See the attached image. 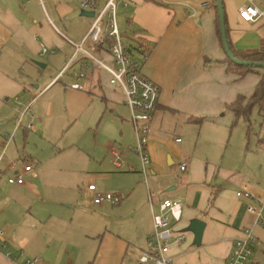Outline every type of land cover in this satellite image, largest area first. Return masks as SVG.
<instances>
[{
  "label": "crops",
  "instance_id": "1",
  "mask_svg": "<svg viewBox=\"0 0 264 264\" xmlns=\"http://www.w3.org/2000/svg\"><path fill=\"white\" fill-rule=\"evenodd\" d=\"M80 2L0 0V153L3 136L14 131L2 153L0 174L10 176L18 170L24 177L21 184L6 181L0 191V229L10 230L6 233L3 229L6 247L0 243V264H23L32 257L29 255H39L42 264H80L70 254L72 241L56 242L51 236L42 245L28 248L31 254L25 253L22 241L26 237L19 238L28 227L14 226V213L19 210L28 212L36 225H41L39 214L47 205L42 194L53 187L68 186L67 181L77 173L98 177L132 174L128 186L113 191L120 193L122 200L106 215L108 224L93 264H134L135 260L148 264L140 261L139 254L147 247L153 215L166 196L182 198L183 213L174 224L176 230L181 231L196 216L206 224L201 244L194 245L193 233L185 231V239L170 246L173 264H225L245 226L252 227L257 238L247 264H264V225L254 222L246 208L247 199L235 193L249 182L251 191L264 198V164L250 173L227 166L215 169L212 162L203 167L193 155L195 150H191L193 154L189 151L196 124L208 120L235 124L227 104L240 94L251 95L264 68L254 67L243 75L228 70L215 0H126L122 12L129 41L135 44L134 35L138 34L149 42L147 55L139 59L141 72L160 87L158 105L151 115L147 144L151 166L145 180L133 150L135 134L122 89L110 82V74L100 64L80 51L75 53L71 41L83 38L94 17L81 13L86 8ZM106 2L96 0L94 9L87 10L97 11ZM238 6L230 8L224 0L228 37L235 49L257 48L264 40V17L246 22ZM96 55L111 59L108 46ZM80 71L84 76L78 78ZM73 81L81 87L71 86ZM262 100L256 105L264 114ZM30 102L33 116L25 111L21 126H17L16 118ZM221 111L224 118L218 116ZM65 135L67 142H63ZM258 142L264 145V137ZM20 145L24 155L31 157L32 170L23 172L21 164L8 168L13 156L21 157ZM25 147L28 150L24 151ZM181 161L186 162L187 170L178 180L174 175ZM56 180L63 182L54 185ZM44 185L49 186L42 188ZM31 194L39 202L34 210ZM125 217L136 218L134 231L123 222Z\"/></svg>",
  "mask_w": 264,
  "mask_h": 264
},
{
  "label": "built area",
  "instance_id": "2",
  "mask_svg": "<svg viewBox=\"0 0 264 264\" xmlns=\"http://www.w3.org/2000/svg\"><path fill=\"white\" fill-rule=\"evenodd\" d=\"M122 3L126 6V0H107L106 4L94 10L95 15L89 26V30L83 35L79 42L75 44V53L80 51L82 55H86L98 65L100 64L108 74H110V82L118 85L124 93V103L130 111V119L132 121L135 134V144L133 150L137 153L142 167V173L146 180L149 173L150 153L147 149L149 131L151 127V115L158 105L160 96V87L146 74L141 72L140 62L134 56L133 47L126 45L123 41V33L117 23L118 4ZM96 0H81L80 5L86 9H94ZM205 3H201L203 6ZM240 17L249 23L264 17V0H245L238 6ZM108 39H111L108 40ZM137 51L145 58L149 49V42L146 37L138 34L134 35ZM108 46L110 60L101 56H97L96 52L103 47ZM128 48L129 51H128ZM47 47H43L46 51ZM78 78L84 76L80 71ZM77 78V79H78ZM73 87H81L78 81L71 83ZM23 112H20L16 118V125L21 126V118L24 112L32 114L31 102L24 106ZM29 127L32 124H28ZM12 134H6L3 150L0 153V160L4 150L12 139ZM180 137L177 138V140ZM118 154V153H117ZM118 159L114 160V164H118ZM21 164L23 172L32 170L33 163L28 161L25 163L18 160H11L8 168L15 169ZM181 171L187 170L185 161L179 163ZM7 183L21 184L24 181L22 173L18 170L7 176ZM88 189L93 191V202L101 203L104 200L114 206L119 205L122 200L120 193L112 191H102L94 183L88 184ZM239 198L247 199L246 208L254 216V222L264 225V198L256 196L250 187L249 182H244L240 188L235 190ZM182 198L166 196L159 203L158 212L153 215V228L147 235V247L139 254L141 262L148 264H173V256L170 255L169 249L173 243H181L185 239L184 230H176L175 223L181 219L183 210ZM231 251L228 254L225 264H247L252 257L253 249L257 243L256 235L252 227L245 226L242 228L241 235L235 238ZM5 231L0 229V243L5 246ZM10 254V252H8ZM23 264H42L39 257L32 256L23 260Z\"/></svg>",
  "mask_w": 264,
  "mask_h": 264
},
{
  "label": "rangeland",
  "instance_id": "3",
  "mask_svg": "<svg viewBox=\"0 0 264 264\" xmlns=\"http://www.w3.org/2000/svg\"><path fill=\"white\" fill-rule=\"evenodd\" d=\"M243 1L244 0H225V3L230 8H233L237 7ZM122 9L125 10V7H123L122 3H119L116 11L117 21L121 32L124 34L123 41L126 45H129L132 42L129 41V29L125 26ZM133 52L138 60L140 59L142 61V59H144L134 47ZM225 110L227 109L225 108ZM259 111L258 105L254 106L249 114V119L241 116L232 126V122L226 125L218 121L210 120L204 121L202 125L196 124L192 132L191 149L188 147L189 151L193 154L192 151L195 150L193 155L203 163V167L206 162H212L215 164V169L227 166L235 171L250 173V169H256L260 164H264V145L258 142L259 137H264V114ZM218 116H220L219 118H224L223 111H221V114ZM0 128H2L1 125ZM13 132L11 131L6 134L13 135ZM6 134L3 136L4 140H6ZM68 140V136L65 135L63 142H67ZM196 143L195 149L194 146ZM28 144L29 143H26V145ZM4 145H6V143H3L2 146ZM19 150L21 157L17 158L19 157L17 154L16 157L13 156L12 160H18L22 163L31 160L29 155H24L22 145L19 146ZM26 150H28V147H25L24 151ZM175 164V166L178 167V162L176 160ZM136 173L139 174L138 172ZM184 174L185 171L179 170L177 175H174V178L182 180L181 178H183L182 176H184ZM98 175L99 174H74L72 178L67 181L69 182L68 186L53 187L47 193L42 194L41 200L46 199L47 205L46 209L39 214L43 217L41 225H36V221L29 216L28 212L22 213V211L19 210L14 213V217H16L14 226L28 227L24 235L22 234L19 238L21 241L23 236L26 237V241H22L23 245H25V248H23L25 253H29L28 248L33 249L35 246L38 247V244L42 245L43 240L51 236L56 242L58 240L72 241L69 250L76 263L93 264V256L100 244L101 233L108 224V217H106V215L112 213V210L115 211L117 206L115 207L107 201L94 203L92 200L93 191L88 189V184L94 183L102 191L118 192L119 186H128L130 184L128 179L132 177V174H108L102 177H98ZM149 176L150 171L148 173V177ZM6 179L7 176L2 174L0 177V191L7 183ZM41 180L43 179L41 178ZM151 180L155 181L154 178H151ZM62 182L63 180H56L52 183H54V185H59L62 184ZM39 183L44 184L47 182L41 181ZM48 186L49 185H44L42 188ZM60 189H62V192ZM31 197L35 202L32 203V209L34 210L35 205L39 202L35 195L31 194ZM28 206L29 205H26V207ZM31 219L33 223L29 221ZM135 220L136 218L132 217L123 218V222L129 224L133 231L135 229L134 225L136 224ZM2 229H5L6 233L10 231L5 227ZM13 230L23 232V230H18L14 227ZM37 256L39 257V255ZM39 260H41V257H39ZM41 262H43V260H41ZM134 264L140 263L135 260Z\"/></svg>",
  "mask_w": 264,
  "mask_h": 264
},
{
  "label": "trees",
  "instance_id": "4",
  "mask_svg": "<svg viewBox=\"0 0 264 264\" xmlns=\"http://www.w3.org/2000/svg\"><path fill=\"white\" fill-rule=\"evenodd\" d=\"M216 24L218 26V32L220 35V24L219 20L217 17ZM226 24V30H227V39L229 41V46L233 54L236 56L238 55L239 57H242L244 59H250V60H264V40L262 41L261 45L257 48H252V49H246V50H240V49H235L233 46V43L231 39L228 37V24ZM111 41V39H108ZM131 47H134L135 49H138V47L132 43H130ZM227 61V68L228 70L231 71H236L239 73V75H243L247 72H250L254 69L256 66H243L239 64H235L228 56L225 59ZM256 87L253 91V93L249 96L245 95H238V97L233 100V102L228 103L227 107L231 109L234 113L235 119L234 122L239 119V117L244 116L245 118L249 119V114L253 107L256 104H260L264 98V72L261 74L260 79L256 83ZM215 193V192H214Z\"/></svg>",
  "mask_w": 264,
  "mask_h": 264
},
{
  "label": "water",
  "instance_id": "5",
  "mask_svg": "<svg viewBox=\"0 0 264 264\" xmlns=\"http://www.w3.org/2000/svg\"><path fill=\"white\" fill-rule=\"evenodd\" d=\"M216 9H218V20L220 24V39L222 40L223 48L225 51V54L235 63L243 66H256L264 68V60H250V59H244L242 57L236 56L233 54V52L230 49L229 41L227 39V30H226V13L224 9V0H215ZM81 13L88 15V16H94L95 12L93 10H87L82 9ZM130 48H128L129 51ZM39 64L44 66L41 62L38 61ZM168 159L170 160L169 156ZM171 188H174V186H171ZM169 189V188H168ZM205 220L196 216L189 219L188 223L182 228L184 231H191L193 233V244L199 245L201 244L202 240V233L205 228Z\"/></svg>",
  "mask_w": 264,
  "mask_h": 264
}]
</instances>
